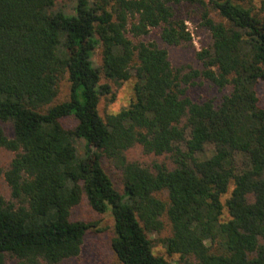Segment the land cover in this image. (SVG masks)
I'll return each instance as SVG.
<instances>
[{"label": "trees", "instance_id": "trees-1", "mask_svg": "<svg viewBox=\"0 0 264 264\" xmlns=\"http://www.w3.org/2000/svg\"><path fill=\"white\" fill-rule=\"evenodd\" d=\"M180 3L197 4L210 33L197 53L200 70L174 69L165 49L140 38L158 28L165 44L190 41L173 18ZM64 76L68 96L57 100ZM131 77L129 104L101 117L108 81ZM197 77L228 91L216 104L195 102L182 84ZM260 81L264 0L257 11L239 0H75L70 13L55 0H0V120L12 126L11 137L0 127V147L14 152L3 172L11 199L0 195V264L6 255L17 264L76 256L90 224L70 212L83 199L110 213V247L121 264H168L147 237L163 228L162 216L170 228L162 245L182 264H264ZM75 139L83 140L81 155ZM135 144L170 154L174 166L128 161ZM102 156L120 170L122 193Z\"/></svg>", "mask_w": 264, "mask_h": 264}, {"label": "rangeland", "instance_id": "rangeland-1", "mask_svg": "<svg viewBox=\"0 0 264 264\" xmlns=\"http://www.w3.org/2000/svg\"><path fill=\"white\" fill-rule=\"evenodd\" d=\"M245 6L253 7L256 11L260 7L262 0H239ZM75 0H55V7L65 12H72ZM173 18L184 21L191 39L188 42L177 45H169L162 42L159 38V29L151 28L149 32L140 37L144 41H152L160 48L167 51L168 59L174 69H181L187 72L189 69L200 70L202 68L201 61L197 57V53L202 48H207L211 43V37L208 29L202 25L200 18L201 8L197 4L180 3L173 6ZM214 19H218L215 13H210ZM93 63L96 67L101 66L100 49H96L93 53ZM101 81H107L101 74ZM111 86V94L101 96L97 105L98 113L101 117L107 114L116 113L122 107L127 106L133 97L134 78L131 77L120 84H114L108 81ZM59 92L57 100H65L68 96V81L66 77L59 81ZM185 94L195 102H202L211 99L215 104L218 103L221 96L228 91V88L219 89L210 81L197 77L192 82L182 84ZM256 95L258 104L264 109V81H260L256 85ZM63 125L71 128L74 125L72 119H64ZM184 122V120H183ZM0 127L8 136H12V126L9 121H1ZM74 144L77 153H83V140L75 139ZM207 154H210V148H207ZM14 152L0 147V195L5 200H10V189L7 185L3 172L8 167ZM128 161H135L143 166L152 168L153 164H163L167 168L174 166L173 160L168 153L154 154L146 153L139 144H135L125 151ZM101 165L105 172L111 178L114 187L120 193L123 192V184L120 170L117 169L105 156L100 158ZM231 188V187H230ZM230 191V189H229ZM162 199H166V193L158 194ZM228 196V193L222 197V201ZM224 218L227 216L226 208L223 209ZM70 217L73 220H81L90 224L83 237L80 252L73 257L66 258L57 264H121L110 247V239L113 236V220L109 212L96 213L87 202L83 199L72 207ZM163 228L158 232L147 233V237L151 240L152 250L154 254L162 256L168 264H182L178 254L168 253L162 245V239L170 234V228L165 216H162ZM4 264H17V259L11 255H6Z\"/></svg>", "mask_w": 264, "mask_h": 264}]
</instances>
